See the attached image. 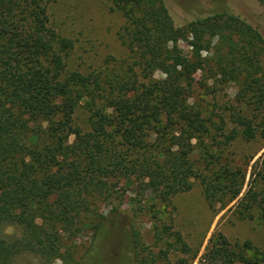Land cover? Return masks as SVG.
<instances>
[{
  "label": "trees",
  "instance_id": "obj_1",
  "mask_svg": "<svg viewBox=\"0 0 264 264\" xmlns=\"http://www.w3.org/2000/svg\"><path fill=\"white\" fill-rule=\"evenodd\" d=\"M51 1L0 0V226L14 224L21 230L12 240L0 235V264H12L25 252L44 264H71L72 255L61 252V230L74 232L91 200L107 190L100 175L139 180L162 203L189 191L191 179L200 180L210 203L217 196L238 199L245 174L218 163L213 146L206 144L210 119L188 101L192 75L203 70L206 59L191 65L176 61L169 44L187 36L217 39L221 55L214 73L221 82L242 79L261 111L264 38L259 31L228 11L177 27L163 0H108L125 20L119 39L133 63L101 78L66 70L73 42L48 26ZM257 2L264 6V0ZM135 68L145 79L157 71L164 78L143 84ZM82 103L88 131L74 121ZM231 117L236 127L217 145L239 136L248 141L257 133L264 137V121L254 125L241 112ZM196 150L203 162L209 160L203 168L190 160ZM251 175L237 215L264 220V158ZM132 250L137 256L135 246ZM180 250L189 249L182 243ZM134 264L150 261L139 258ZM200 264H264V252L249 241L231 244L220 235Z\"/></svg>",
  "mask_w": 264,
  "mask_h": 264
},
{
  "label": "rangeland",
  "instance_id": "obj_2",
  "mask_svg": "<svg viewBox=\"0 0 264 264\" xmlns=\"http://www.w3.org/2000/svg\"><path fill=\"white\" fill-rule=\"evenodd\" d=\"M163 1L177 27L228 11L256 28L264 38V6L257 0ZM111 7L108 0H52L49 3L48 26L73 42L65 59L67 71L98 74L104 78L108 74L122 73L120 66L123 64L132 65L131 54L119 39L125 20L121 12L111 10ZM169 48L176 61L189 65L206 59L202 63L203 70L192 75L194 81L187 90L188 101L210 119V137L206 144L213 146L211 151L218 156V163L240 168L245 174L240 199L249 188L255 163L264 158V137L257 133L249 141L239 136L227 145H217V142L223 143L224 136L236 127L232 123L233 113L241 112L254 125H260L264 121V109H256L258 103L242 79L221 82L214 73L216 60L221 55L220 51L217 57V39L204 36L202 40H195L187 36L175 45L169 44ZM259 63L264 74V55ZM135 71L138 81L143 84L164 78L159 71L147 79L140 70L135 68ZM83 105L78 106L74 121L88 131ZM201 157L202 153L197 150L190 157L196 169L203 168L209 161L203 162ZM99 178L107 182V190L91 200L90 211L76 225L74 232L69 233L66 228L61 230V252L72 255L71 264H134V259L139 258H147L150 264H200L211 242L220 235L231 244L249 241L264 252V220L258 219L256 214L251 221L241 220L237 215L238 199L227 202L226 197L221 200V196H217L210 203L205 199L199 179H191L189 191L176 193L169 202L162 203L134 178L117 176L111 179L107 175ZM98 225H102L101 233L95 234ZM0 235L12 240L20 237L21 230L14 224H3ZM182 243L188 247L187 253L181 252ZM134 246L137 256L132 250ZM12 264L44 262L38 255L25 252L18 254ZM52 264L62 262L55 260Z\"/></svg>",
  "mask_w": 264,
  "mask_h": 264
}]
</instances>
